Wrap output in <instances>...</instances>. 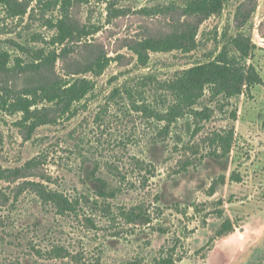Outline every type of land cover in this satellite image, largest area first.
Wrapping results in <instances>:
<instances>
[{
	"label": "rangeland",
	"instance_id": "obj_1",
	"mask_svg": "<svg viewBox=\"0 0 264 264\" xmlns=\"http://www.w3.org/2000/svg\"><path fill=\"white\" fill-rule=\"evenodd\" d=\"M190 1H0V52L10 56L0 102L47 78L93 84L68 112L37 99L31 109L53 122L31 133L20 113L0 110V169L24 168L0 180V264H264V0H224L206 19L185 14ZM62 20L76 31L59 45ZM183 30L196 33L189 53H149L142 65L130 49ZM237 37L250 38L247 64L261 82L232 98L208 89L169 123V84L234 54ZM51 52L56 62L34 70ZM98 56L111 59L103 73L83 72ZM33 182L73 211L42 201ZM226 220L234 231L208 244Z\"/></svg>",
	"mask_w": 264,
	"mask_h": 264
},
{
	"label": "trees",
	"instance_id": "obj_2",
	"mask_svg": "<svg viewBox=\"0 0 264 264\" xmlns=\"http://www.w3.org/2000/svg\"><path fill=\"white\" fill-rule=\"evenodd\" d=\"M11 10L14 9L11 0H0ZM75 0H62L66 6H71ZM80 3L87 0H79ZM224 6V0H192L184 8L186 15L199 16L206 19L212 15L220 13ZM58 35L54 39L55 44L62 45L68 38L73 36V26L67 21L62 20L58 25ZM76 31V30H75ZM91 35V34H86ZM196 33L192 30L174 32L165 37L147 38L133 46L130 49L138 56L142 65H146L149 60V53H168L172 51H181L189 53L196 48ZM231 45L235 51L234 54L223 50L211 61L205 64L197 65L185 70L172 83L169 84V91L172 92L177 100L168 112V122L174 123L178 118L184 117L186 110L191 109L205 94V91L211 89L214 94H222L226 98L241 96L243 88H251L261 82L259 75L251 64H247L252 49L251 40L245 41L241 37L233 38ZM59 58L55 52L49 53L46 57H39L37 66L34 70L43 65L52 66ZM10 56L6 52H0V71L8 69ZM111 61L105 56H98L97 59L90 62L83 72H92L102 74ZM93 90V84L89 80H49L48 78L41 82L36 88L26 90L25 96L18 94L13 101L0 102V110H10L13 113L22 115V124L28 132L34 131L42 125L51 124L53 120L44 113H38L31 108L37 105V99L47 103L63 106L64 111H70L72 105L82 101ZM30 122V125H25ZM264 129V121L262 123ZM36 163L33 159L25 164V167H31ZM24 169V168H23ZM23 169L5 170L0 169V180H12L21 176ZM101 182V180H100ZM224 183V180H222ZM105 184V183H104ZM38 197L51 203L61 212L73 211V203L58 192L49 191L38 183H29ZM105 194L104 191H101ZM234 231L233 223L226 220L217 230L214 237L208 244L216 239L226 237ZM175 260L170 256L162 258L161 264H174ZM97 264V263H90Z\"/></svg>",
	"mask_w": 264,
	"mask_h": 264
}]
</instances>
